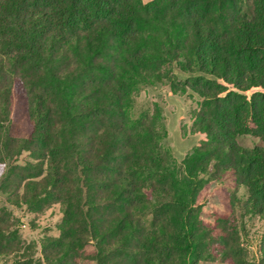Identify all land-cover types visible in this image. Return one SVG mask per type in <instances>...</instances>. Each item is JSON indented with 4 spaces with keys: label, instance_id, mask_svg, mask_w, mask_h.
<instances>
[{
    "label": "trees",
    "instance_id": "1",
    "mask_svg": "<svg viewBox=\"0 0 264 264\" xmlns=\"http://www.w3.org/2000/svg\"><path fill=\"white\" fill-rule=\"evenodd\" d=\"M156 85L199 98L181 165L163 103L134 111ZM228 175L237 204L207 223L208 187ZM0 188L63 215L37 243L0 211V264H81L90 245L96 264H248L239 222L264 221V0H0ZM258 252L264 264V237Z\"/></svg>",
    "mask_w": 264,
    "mask_h": 264
},
{
    "label": "rangeland",
    "instance_id": "2",
    "mask_svg": "<svg viewBox=\"0 0 264 264\" xmlns=\"http://www.w3.org/2000/svg\"><path fill=\"white\" fill-rule=\"evenodd\" d=\"M144 4H148L154 0H142ZM199 98L189 92L185 96L173 95L167 87L156 85L151 87H143L140 90L137 99V105L134 108L136 114L142 110L150 109L154 102L163 103V112L166 123L168 137L164 141V145L171 150L172 155L179 165L190 154L193 148L200 141V136L187 135L194 126L192 117L193 110L197 107ZM25 106L23 102H17L14 110V121L12 123L11 132L14 137H26L27 121H25ZM238 145L245 149L252 150L256 147H263V143L257 139L249 137H240L236 139ZM23 160H28V154L22 156ZM206 193V204L202 207L204 220L207 223L215 224V221L205 218L206 215L221 214L230 215L224 203L236 205V199H227L225 193L229 195L240 191L235 180L228 175L220 183L208 187ZM1 189V188H0ZM240 197V195H239ZM241 201V199H240ZM50 202L45 204L41 209H32L29 207H12L8 204V200L1 195L0 192V211L6 210L12 213L20 222V233L27 242H39L45 237H59L61 231L59 225L63 220V215L59 206H55ZM232 209V208H231ZM142 222L151 228V215L149 213H139L137 215ZM239 233L242 247L248 264H257L259 258V249L263 243L264 237V221L258 217H247L239 222ZM40 243V242H39ZM87 260L81 264H96L93 262L95 249L93 245L87 247ZM200 264H225L217 263L212 259H207Z\"/></svg>",
    "mask_w": 264,
    "mask_h": 264
}]
</instances>
